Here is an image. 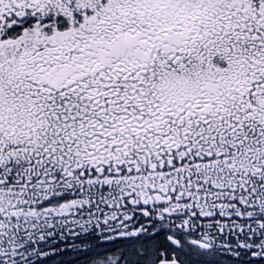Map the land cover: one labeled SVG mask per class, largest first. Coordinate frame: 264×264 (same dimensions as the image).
<instances>
[{"label": "flooded vegetation", "instance_id": "1", "mask_svg": "<svg viewBox=\"0 0 264 264\" xmlns=\"http://www.w3.org/2000/svg\"><path fill=\"white\" fill-rule=\"evenodd\" d=\"M0 264H264V0H0Z\"/></svg>", "mask_w": 264, "mask_h": 264}, {"label": "rangeland", "instance_id": "2", "mask_svg": "<svg viewBox=\"0 0 264 264\" xmlns=\"http://www.w3.org/2000/svg\"><path fill=\"white\" fill-rule=\"evenodd\" d=\"M9 79H10V78H9ZM9 79H8V80H9Z\"/></svg>", "mask_w": 264, "mask_h": 264}, {"label": "bare ground", "instance_id": "3", "mask_svg": "<svg viewBox=\"0 0 264 264\" xmlns=\"http://www.w3.org/2000/svg\"><path fill=\"white\" fill-rule=\"evenodd\" d=\"M111 256V255H110Z\"/></svg>", "mask_w": 264, "mask_h": 264}]
</instances>
